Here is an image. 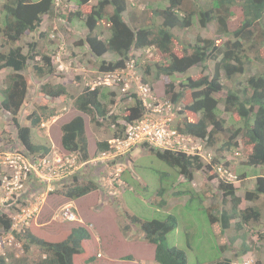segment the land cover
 <instances>
[{
	"label": "trees",
	"instance_id": "1",
	"mask_svg": "<svg viewBox=\"0 0 264 264\" xmlns=\"http://www.w3.org/2000/svg\"><path fill=\"white\" fill-rule=\"evenodd\" d=\"M55 1L0 0V71H11L6 87L0 91V111L6 113L12 121L18 141L27 152L41 153L49 150L33 143V128L40 129L42 123L74 111L75 115L61 127V149L66 155H76L80 161L86 162L98 151L110 148L109 141L105 140L96 143V153L90 152L87 117L97 126H103L105 121H110L117 129L114 133V138H117L122 136L129 125L143 119L146 113V106L138 92L117 94L104 85L94 89L87 87L78 97L71 96L72 108L75 110L69 112H57L37 105L28 115L30 126L22 125L19 115L29 91L23 73L28 64L41 56L40 63L34 66L35 75L43 78L56 72L50 56L40 55L39 51L33 49L25 54L23 48L16 44L29 33L39 31L45 17L51 20L56 17L64 21L65 26L77 20L84 23L87 34L81 36L74 44L84 47L98 61L100 72L125 69L127 61H130L133 67L141 72L143 84L154 87L157 81L164 78L163 93L166 99L175 106H182L176 129L182 134L206 140L215 154V163L225 161L226 152L231 155L239 152V139L247 138L252 145V152L245 164L262 168V174L256 179L255 189L246 192L245 199L254 202L264 195V60L261 58L262 52L264 53V0H166L168 5L157 8L148 4L150 11L147 22L144 16L138 17L135 14L130 16V21L125 19V13L130 14L128 0H99L87 15L83 14L81 8L91 0H75L78 9L66 13L56 12ZM232 16H236L240 22L233 31L229 27ZM141 21L146 24H139ZM210 24L216 26L215 39H207L199 34L194 42L181 43V57L173 52V45L178 39L175 30L189 29L194 25L206 29ZM105 32L108 34L106 37ZM41 36L46 38L49 34L44 32ZM222 39L226 40L221 42ZM148 49L159 50L166 59L152 62L145 54ZM107 54L116 58L110 62L106 61L104 57ZM196 66L202 68L203 74L200 78L190 75L184 77ZM245 76L246 81H238ZM225 91L227 93H224ZM41 92L54 100L69 97V92L63 84L45 83L41 86ZM220 93H224L225 97L216 96ZM116 98L119 104L126 100L134 103L122 110L120 115L110 108L116 104ZM229 115L233 117L228 119ZM145 149L148 150V155L168 164L179 176L171 185L160 186L154 192L149 191V185H145L144 190L153 196L154 204L158 208L168 205V197L188 196L185 206L198 201L201 207L205 208L212 225L220 224L223 233L230 230L239 233L242 248L235 256L246 255L257 249L256 246L252 248L251 242L247 240V232H241L247 226L259 223L263 217L262 211L255 206L241 209L242 199L237 196V188L233 184L220 181L218 191L222 195L223 205H215V201L205 207L203 194L197 193L191 185L195 174H209L211 166L204 164L198 156L158 148ZM123 158L125 155L119 156L110 164L120 166ZM230 163L228 161L227 166ZM98 164L101 165L100 162ZM137 167L138 164L135 169ZM128 172L131 171L122 170L121 176ZM214 177L216 176L212 175L210 178ZM245 177L247 176L243 175L241 179ZM122 179L127 186L131 185L130 180L123 176ZM70 182L64 185L63 190L67 201H74L100 188L93 180L82 182L79 174L72 176ZM41 187L37 183L33 184L35 190ZM30 194H24L22 199ZM8 207L13 206L0 207V235L12 231L11 220L6 214ZM129 218L133 224L140 226L146 239L155 246L154 259L157 264H187L185 251L167 244L168 235L178 225L173 215L150 221H142L135 216ZM16 238L23 242L22 247L27 255L31 254L33 247L38 248L40 259L34 264H75L74 257L82 252V244L91 238V234L79 224L60 242L39 238L29 229L24 233H16ZM262 238L264 236L261 240ZM221 249L224 251L225 247ZM0 264H28V260L23 256L16 261L0 256ZM213 264H234V260L223 257ZM257 264L262 263L258 260Z\"/></svg>",
	"mask_w": 264,
	"mask_h": 264
},
{
	"label": "rangeland",
	"instance_id": "2",
	"mask_svg": "<svg viewBox=\"0 0 264 264\" xmlns=\"http://www.w3.org/2000/svg\"><path fill=\"white\" fill-rule=\"evenodd\" d=\"M38 1L40 0H32V2ZM55 2L56 12L58 13H66L78 9L75 0H56ZM98 2L99 0H91L89 4L83 6L81 8L83 14L87 15ZM128 2L130 14L125 13L124 16L127 21H130L132 14L138 17L144 16L146 21L150 11L148 4H151L154 8L168 5L166 0H128ZM109 10L111 11L112 8H109ZM144 22L141 21L139 24L142 25ZM239 23V19L236 16H232L229 21L230 30L233 31ZM65 25L64 21L56 17L52 20L45 17L39 31L29 33L16 44L23 48L25 54L32 52L33 49L39 51L40 55L46 54L50 56L56 72L54 75L43 78L35 75L34 66L36 63H40L42 60L41 56L31 60L28 64L23 74L28 82L29 91L19 115V120L24 126H30L31 122L28 119V115L37 108V105L47 107L49 110H56L57 112L75 110L72 108L73 99H71V96L78 97L88 86L94 84L98 77L104 76L100 73L97 66L98 61L84 47L74 44L81 35L87 34L84 23L75 20L70 25ZM44 32H47L49 36L46 38L42 37L41 33ZM175 34L178 39L173 45V52L181 57L183 55L182 42H194L199 34L207 39H215L216 26L210 24L206 29H202L200 25H194L189 29L175 30ZM107 35V32H105L104 36L106 37ZM224 40L226 39H222L221 42H224ZM145 54L152 62L166 59V56L157 49H148ZM115 58L111 54H107L104 57L109 62ZM261 58L264 60L263 52ZM60 62L64 64L63 69H60ZM10 73V70L0 71V91L6 87ZM202 74V68L196 66L184 77L190 75L194 78H200ZM246 79L247 77L245 76L239 78L238 81H246ZM45 83L65 85L69 92V97H61L55 100L50 98L41 92V86ZM131 83L132 88H134V83ZM164 83V78H161L154 85L157 91L155 95L159 99L164 95ZM110 88L117 94H124V92L128 94V92L132 91L129 88V91L126 89V91L121 92L114 84ZM156 91L153 92L156 93ZM219 96L225 97L223 94H219ZM117 99L115 100L116 104L110 106V108L120 115L122 110L134 103V101L126 100L119 104ZM74 115L75 113L72 111L70 114L60 115L62 117L56 116L42 123L40 129L33 128L31 133L32 140L39 145L50 146L52 151L59 150L62 137L61 127ZM230 116L232 115H229L228 119ZM86 122L89 149L93 154L97 151L96 143L112 139L117 129L110 121H105L103 126H97L91 122L90 117H87ZM239 141L241 144L239 152L242 156L233 164L234 171L239 172V174L243 172L250 175L259 174L260 168L255 169L245 164L249 154L252 152V145L249 144L247 138H240ZM19 143L17 131L12 121L6 113L0 111V153H6L5 151L10 148L12 150L10 152H16L19 148H14V146H18ZM148 154L147 149L139 148L132 150L127 155L125 154L123 163L120 166L110 164V161H102L100 162L101 165L95 162L85 165L79 175L81 181L93 180L100 188L73 201L75 205L74 213L78 218L76 222H63L59 218H55L61 207L69 202L63 196L64 186L58 185L57 190L47 194L45 185L37 182L40 187L42 185L43 187L36 191H38V194H43L45 199L41 204L40 214L35 217L29 230L39 238L51 242H60L68 237L73 227L81 224L87 228L91 238L83 242L82 252L74 257L75 264H157L154 259L155 246L146 239L140 226L130 221L129 216H135L142 221H150L153 219L161 220L168 215H173L177 219L178 225L168 235L167 244L170 247L185 251L187 264H213L214 261L223 257L233 258L234 264H257L258 260L264 264V238L261 240V237L264 236V195L256 202L245 200L246 191L252 189V179L237 183L236 186L238 187L237 195L242 199L241 208L256 206L262 211V220L259 223L247 226L241 232L242 234L247 232V240L251 242L252 248L256 246L258 251L256 249L246 255L235 256L242 248V239H240L239 233L234 230L223 233L218 224L212 225L208 214L205 213V208L201 207L198 201L185 206L184 203L188 202L189 197L181 196L176 198L168 197V205L165 208L160 209L154 204L153 196L151 197V194L144 190L145 185H149V191L154 192L160 186L171 185L176 180V177L178 180L179 176L168 164ZM230 156L232 155L226 152L225 160ZM135 164H138L136 169ZM122 170L123 172L124 170L131 171L122 175L127 180H130V186H127L123 179L118 181V173L122 172ZM192 184L191 186L197 193L203 194L205 207H209L215 201V205H223L222 195L218 191L219 182L211 180L209 174L200 172L194 177ZM227 206L230 207V204ZM22 244L23 242L17 238L13 239L11 243L2 244L0 246V256H5L12 261L19 260L23 256L28 260V264H34L40 259V252L38 253L37 247H33L31 254L27 255ZM221 247H225L224 251Z\"/></svg>",
	"mask_w": 264,
	"mask_h": 264
},
{
	"label": "built area",
	"instance_id": "3",
	"mask_svg": "<svg viewBox=\"0 0 264 264\" xmlns=\"http://www.w3.org/2000/svg\"><path fill=\"white\" fill-rule=\"evenodd\" d=\"M133 69V64H130ZM137 80L138 88L136 91L140 94L145 106L146 113L140 122L129 125L121 138L114 139L110 143V148L103 151L96 161H113L121 155L128 153L133 147L147 144L149 146L182 152L191 156L200 157L206 165L211 166L212 173L218 174L220 178L231 180L232 175L228 172L225 165L213 163V154L209 149L202 147L201 142L193 139L191 136L183 135L173 129L175 105L166 99H159L147 85H143L138 75L132 74ZM117 80H121L118 75L109 73L104 78L105 85H112ZM0 197L2 201L16 200L23 191L24 180L27 177V164L21 166L16 160L10 163L9 154L4 153L3 159L0 157ZM76 157H58L55 165L51 166L49 159H43L38 164L31 167L35 173L42 179L52 181L53 179L62 180L73 175L78 167H75ZM80 168V166H79ZM47 170L49 173L47 174ZM44 195L33 200H26L20 204L17 209L8 211V215L15 231L21 232L28 226L39 212L41 202L44 201ZM62 221H75L77 217L73 210V205L64 206L57 216ZM7 239V240H6ZM14 239L12 235L8 237L0 236V246L11 242Z\"/></svg>",
	"mask_w": 264,
	"mask_h": 264
},
{
	"label": "clouds",
	"instance_id": "4",
	"mask_svg": "<svg viewBox=\"0 0 264 264\" xmlns=\"http://www.w3.org/2000/svg\"><path fill=\"white\" fill-rule=\"evenodd\" d=\"M92 9V8H91ZM91 11V10H90ZM90 13V12H89ZM86 29V28H85ZM84 35V34H83ZM83 35H81V36H83ZM130 61H127V63H126V65H127V67L125 68V69H122V70H116V71H113V72H100L101 74H103L104 76H100V77H98V79L96 80V82L94 83V84H92L91 86H88V87H90L91 89H94V88H97V87H99V86H102V87H104V83H103V81H104V78L107 76V74H109V73H113V74H116V75H118V77L121 79V80H117L116 82H114V85H116L119 89H120V91L121 92H123V91H126V89L129 91V88L130 89H132V91H130V92H133V91H136V88H138V83H137V80H135V78H133L132 77V74H136V75H138L139 76V78H140V80L142 79V74H141V72L138 70V69H135V68H131L130 67ZM59 65H60V69H62L61 68V64L59 63ZM195 68V67H194ZM131 82H133L134 83V88H132V83ZM223 82H224V84H226V82H225V80H223ZM141 83H142V81H141ZM143 84V83H142ZM143 85H145V84H143ZM106 86H109V88L111 87V86H113V84L112 85H106ZM147 87H149V89H150V91H156L155 90V88L154 87H152L151 85H147ZM111 89V88H110ZM113 91V90H112ZM137 92V91H136ZM124 93H127V92H124ZM129 93V92H128ZM154 94H157V91H156V93L155 92H153ZM224 93H227L226 91L224 92ZM224 93H220V94H224ZM139 96H140V94H139ZM217 97H220L219 96V94H217L216 95ZM141 98V97H140ZM142 99V98H141ZM161 99H166V97H165V95H162V98ZM167 100V99H166ZM176 108H175V110H176V112H175V115H174V123H173V129H175V130H177L176 129V125L178 124V120H179V118L181 117V113H179V111L180 110H182V106H175ZM178 116H179V118H178ZM178 119V120H177ZM141 121V120H140ZM140 121H138V122H140ZM137 122V123H138ZM132 125V124H131ZM128 128V127H127ZM178 131V130H177ZM126 131H124L123 132V134L125 133ZM179 132V131H178ZM180 133V132H179ZM122 134V133H121ZM123 134H122V136H123ZM182 134V133H181ZM183 135H185V134H183ZM122 136H120V137H117V138H114V135H113V138L112 139H110V140H108L109 141V143H111V141L112 140H116V139H118V138H121ZM187 136H190V135H187ZM192 137V136H191ZM193 139H195V141L196 140H198V141H200L201 142V145H202V147L203 148H205V149H209L211 152H212V148L211 147H209L208 145H207V143H206V140H199V139H196V138H194V137H192ZM33 141V140H32ZM21 143V142H20ZM18 144V146H14V148H19L16 152H10V151H12L11 150V148L10 149H8L9 150V152H8V150H6L5 152L6 153H8L9 154V160H10V163H11V161L12 160H16L17 161V163L19 164V165H21V166H24L23 164H27L26 165V168H27V177L25 178V180L23 181L24 182V185H23V191H22V193L19 195V196H15V198H16V200H9V201H2L1 200V197H0V203H2L1 204V206L3 205H7V206H13L12 208H9L8 207V210H7V212H6V214H7V217L10 219V217H9V215H8V211H10V210H12V209H17L18 207H19V205L20 204H22V203H24V201H26V200H33V201H36V199L38 198V197H40V193L38 194L37 192L38 191H36L34 188H33V184L34 183H42V184H44L45 185V189H46V191H47V194L48 193H52V192H54L55 190H57L58 189V185H62V186H64L65 184H70L71 182V178H72V176H74L75 174H81V169L85 166V165H87L88 163H92V161L93 160H95V159H97V158H99V156H100V154L103 152V151H98L97 153H96V155H94L93 157H91V159L89 160V161H86V162H83V161H80L79 160V157H77L76 155H66L65 153H63L62 152V149H61V146H60V148H58L59 150H55V151H52V148L50 147V146H46V145H39V144H37V143H35L34 141H33V143L34 144H36V145H38V146H43V147H47L49 150L47 151V152H41V153H30V152H27L24 148H23V146H22V144ZM144 145H145V147H144ZM56 148V147H55ZM145 149V148H155V147H152V146H149V145H147V144H143V145H139V146H135V147H133L129 152H131L132 150H134V149ZM160 150H166V149H160ZM168 151H172V150H168ZM128 152V153H129ZM173 152H177V151H173ZM128 153H126V155L128 154ZM212 154H213V152H212ZM186 155H188V154H186ZM214 155L215 154H213V158H214ZM188 156H191V155H188ZM242 155H241V153L240 152H235V153H233L232 154V156H230V157H228V158H226V160L225 161H223V162H221V164H223V165H225L226 167H227V169H228V172L232 175V179L231 180H227V179H223V178H220V176H218V174H213L212 173V169H211V172L209 173V175H213V176H216V177H214L213 179H211V180H216L217 182H220V181H223V182H225V183H228V184H233L236 188H237V191H238V187L236 186L237 185V183H243L244 181H248L249 179H252L251 181H252V183H253V185H255L256 186V179H257V177L259 176V175H261L262 174V168H260L261 169V171L259 172V174H255V175H250V174H248V173H246V172H243V173H240L239 174V172H237V171H234V169H233V164L235 163V161L238 159V158H240ZM0 157L3 159V157H4V153L2 152V153H0ZM58 157H76V164H75V167H78L76 170H75V172H74V174L73 175H71V176H69V178H66V179H62V180H57V179H53L52 181H48L46 178L45 179H42L41 177H39L36 173H35V171H34V169L31 167L33 164H38L40 161H42L43 159H49L50 161H51V166L52 165H55V161L57 160V158ZM200 158V157H199ZM118 159V158H117ZM117 159H115V160H117ZM115 160H113V161H115ZM202 160V159H201ZM110 162H111V160H109ZM203 161V160H202ZM215 161V160H214ZM228 161H230L231 163H230V165H228L227 166V162ZM99 162H102V161H96L95 163H99ZM204 162V161H203ZM215 163V162H214ZM205 164V163H204ZM79 166H80V168H79ZM246 166H248V165H246ZM252 168H254V167H252ZM255 169H258V168H255ZM0 172H1V168H0ZM47 172V174L49 173V170H47L46 171ZM239 175H237V174ZM243 175H246L247 177H245V178H243V179H241V176H243ZM210 176V177H211ZM118 181L119 180H121L122 179V176H121V172L120 173H118ZM254 180V181H253ZM70 182V183H69ZM61 186V187H62ZM253 188L255 189V187L253 186ZM249 189V190H247V191H252V190H254V189ZM246 191V192H247ZM28 194V193H31L27 198H23L22 199V196L24 195V194ZM236 194H237V192H236ZM43 195V194H42ZM245 195H246V193H245ZM238 196V195H237ZM239 197V196H238ZM22 199V200H19V199ZM45 199V198H44ZM260 199V198H259ZM258 199V200H259ZM246 200V199H245ZM247 201V200H246ZM249 202H251V201H249ZM256 202V201H255ZM186 203V202H185ZM41 204H42V202H41ZM68 204H72L73 205V210H74V212H75V205H74V202L73 201H69L67 204H65V205H63L62 207H61V209L64 207V206H66V205H68ZM41 205H40V209H39V212L38 213H36V216L35 217H37L39 214H40V211H41ZM249 207V206H248ZM256 207V206H255ZM241 208V207H240ZM246 208V207H245ZM241 209H244V208H241ZM260 209V208H259ZM61 211V210H60ZM60 213V212H59ZM59 213L57 214V216L59 215ZM76 215V214H75ZM57 216L55 217V218H57ZM35 217L34 218H32V220H31V222H30V224L28 225V226H26L21 232H17V231H15L14 229H13V227H12V231H10L9 233H6V234H3V235H0L1 237H8V236H10V235H12L13 237H14V239L16 238V233H24L25 232V230L26 229H29L30 228V226H31V223L33 222V220L35 219ZM77 217V216H76ZM11 220V219H10ZM76 221H78V218H77V220H75V221H63V222H76ZM11 224H12V222H11ZM233 224H235V221H233ZM215 225V224H214ZM219 226H220V224H218ZM8 243V242H7ZM11 243V242H10ZM99 256H100V254H99Z\"/></svg>",
	"mask_w": 264,
	"mask_h": 264
},
{
	"label": "crops",
	"instance_id": "5",
	"mask_svg": "<svg viewBox=\"0 0 264 264\" xmlns=\"http://www.w3.org/2000/svg\"><path fill=\"white\" fill-rule=\"evenodd\" d=\"M60 64H61V68L63 69L64 68V64H63V62H60ZM197 176V174L196 175H194V177H196ZM127 185V184H126ZM195 185V184H194ZM254 186V185H253ZM253 186H252V188H253Z\"/></svg>",
	"mask_w": 264,
	"mask_h": 264
}]
</instances>
